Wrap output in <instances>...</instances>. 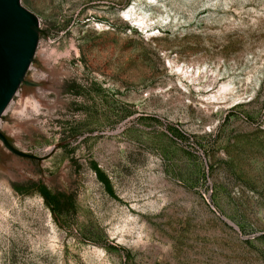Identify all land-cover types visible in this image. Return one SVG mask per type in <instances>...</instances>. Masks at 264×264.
Returning a JSON list of instances; mask_svg holds the SVG:
<instances>
[{
  "label": "rangeland",
  "instance_id": "obj_1",
  "mask_svg": "<svg viewBox=\"0 0 264 264\" xmlns=\"http://www.w3.org/2000/svg\"><path fill=\"white\" fill-rule=\"evenodd\" d=\"M21 3L0 264H264V0Z\"/></svg>",
  "mask_w": 264,
  "mask_h": 264
},
{
  "label": "water",
  "instance_id": "obj_2",
  "mask_svg": "<svg viewBox=\"0 0 264 264\" xmlns=\"http://www.w3.org/2000/svg\"><path fill=\"white\" fill-rule=\"evenodd\" d=\"M39 21L21 0H0V115L26 80L39 44ZM0 139L15 154L39 158L16 149L1 130Z\"/></svg>",
  "mask_w": 264,
  "mask_h": 264
},
{
  "label": "bare ground",
  "instance_id": "obj_3",
  "mask_svg": "<svg viewBox=\"0 0 264 264\" xmlns=\"http://www.w3.org/2000/svg\"><path fill=\"white\" fill-rule=\"evenodd\" d=\"M125 14L127 15V16H132V15H135L136 17L133 19V20H135L140 26H144V27H146L147 25H146V17H145V15H143V14H139L138 12H136L135 11V9H134V6L132 5L126 12H125ZM40 22V21H39ZM151 36H154L155 35V32H153V33H151L150 34ZM38 48V47H37ZM37 51V50H36ZM32 64V63H31ZM31 66V65H30ZM184 69V68H183ZM185 73H188V71H184ZM195 73H196V71H192L191 73H190V75H191V77H193V76H195ZM21 86H22V84L20 85V87L17 89V91L15 92V94L20 90V88H21ZM223 88H225V89H227L228 88V86L227 85H225ZM29 90H30V86L29 85H27L25 88H24V91H23V95H22V99H24V100H26L27 99V97L29 96L28 94H29ZM20 94V93H19ZM13 98H14V96H13ZM13 98L11 99V101L13 100ZM11 101L9 102V104L11 103ZM9 104L7 105V107L9 106ZM7 107L5 108V110L7 109ZM5 110L3 111V113L5 112ZM3 113L0 115V118H1V116L3 115Z\"/></svg>",
  "mask_w": 264,
  "mask_h": 264
},
{
  "label": "trees",
  "instance_id": "obj_4",
  "mask_svg": "<svg viewBox=\"0 0 264 264\" xmlns=\"http://www.w3.org/2000/svg\"><path fill=\"white\" fill-rule=\"evenodd\" d=\"M44 195H45V197L48 199V201L51 203V204H53L54 205V201H52L53 200V198L52 197H50L49 195H48V193H44Z\"/></svg>",
  "mask_w": 264,
  "mask_h": 264
}]
</instances>
